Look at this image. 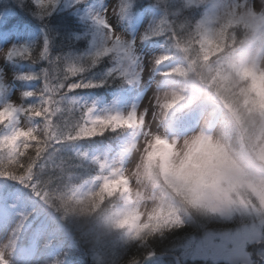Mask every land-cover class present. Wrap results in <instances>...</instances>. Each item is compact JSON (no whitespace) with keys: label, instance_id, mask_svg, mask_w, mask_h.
<instances>
[{"label":"rangeland","instance_id":"rangeland-1","mask_svg":"<svg viewBox=\"0 0 264 264\" xmlns=\"http://www.w3.org/2000/svg\"><path fill=\"white\" fill-rule=\"evenodd\" d=\"M193 1L198 0H188V3ZM207 1L203 0V4ZM141 2L149 5L145 6L144 18L136 26V10L131 8L129 0H81L78 4L74 0H56L54 8H41L51 15L45 20L46 31L38 30L36 34L18 37L11 35L4 43L0 40V119L3 122L6 117L8 121L1 139L8 147L5 148L6 154L15 155L13 159L16 160L12 163L19 162L15 174L20 179L16 182L0 178V264H72V257L83 259V264L113 263L118 256L113 239L109 241L112 246L106 243L102 247L93 242L92 246L84 247L85 252L73 254L69 250L73 246L70 244L72 229L77 224L68 220L65 209L53 199L57 191L63 198L65 189L71 187L68 173L81 176L70 191L73 204L82 199L86 202L90 194L97 197L106 184L111 202L104 215L96 214L103 222L115 219L113 195L119 199L121 182L127 183L130 193L123 213L133 217L137 229L142 230L155 225L161 217L172 219L178 215L182 206L177 201L181 203L184 198L175 199L173 194L178 197L182 188L226 222H239L232 229L190 237L177 251L182 262L198 259L206 264H255L258 260V264H264V170L255 162L261 158L264 164V50H260L259 43V38L264 36V0H217L204 19L198 15L197 3L193 10L185 13L186 17L196 14L194 20H198L199 29H195L191 37L183 35L188 24L180 0ZM33 6L36 7L32 1L17 11L24 18L34 20V15L38 18L42 15L34 13ZM114 6H119L121 13L113 14ZM104 8H108L104 19L111 26V32L97 24L95 46L88 53L84 34L76 33L79 28L73 26L71 17L75 15L77 18L78 14V20L80 16L97 15ZM7 14L3 11L0 16V28L8 19H4ZM18 18L19 15H15L12 19ZM252 23L262 29V34L248 46L246 41ZM179 32H183L182 40L177 39ZM63 34L79 40L78 45L71 48L76 57L81 55L84 58L104 47H111L114 37L118 36L122 45L120 65L125 77H131L133 82L129 92L125 96H116L118 102L102 107H97L102 96L93 90L91 95L96 98L91 102H88L89 97L76 91L68 92L66 86L72 82L66 78L71 66L63 63L61 68L54 56V39L62 38ZM193 36L204 42L201 48L194 44ZM45 41L48 51L42 57ZM13 47H26L32 53L31 58H6V52ZM58 49L63 52L65 47L58 46ZM174 53L180 57L178 61H175ZM103 57L109 58L108 55ZM173 58L174 62L171 61ZM97 59L102 58H96L94 63ZM96 67L90 65V72L99 75L98 81H104L103 73L98 74ZM246 70L253 74L246 73ZM22 73L31 74L35 79L22 80L19 78ZM173 74L180 76L182 82L170 78L167 84L164 79ZM162 82L164 86L160 89L157 85ZM26 91L35 95L25 98L23 93ZM99 91L97 89V93ZM236 92L249 95L256 102L251 108L258 110L255 117L244 100L239 102L235 98ZM192 99L195 101L191 106ZM9 102L23 109L15 120L10 119L9 109L2 107ZM29 105L33 106L31 110ZM116 106H119L118 110ZM75 107L80 111L74 110ZM191 112L193 123H189L192 117L189 118L188 114ZM33 113L42 121L36 124V129H32L29 120ZM182 115L188 121L184 132L178 121ZM212 116L216 117L215 124L211 123ZM115 117L120 119L118 132L104 141L96 138L88 144L94 137L85 136L84 132L103 136L100 125L112 122ZM128 123L134 124L131 139L136 142L129 143L132 152L123 158L125 151L122 152L114 162L110 161L111 173H103L113 140L124 133ZM231 126L238 129V139L234 138L244 150L230 149L229 143L236 149L231 143L230 131L234 132ZM97 143H101L100 152L90 155V147ZM33 146L37 148L32 156L34 161L29 168L23 169V157L31 156L27 154ZM257 146L262 153L255 149ZM160 154L164 156V173L159 172L162 176L157 172ZM101 155L103 164L95 168L93 163ZM90 156L91 161L87 160ZM94 168L98 171L97 177L89 176ZM166 179L170 184L165 191ZM109 181H116L115 191L109 190ZM8 186L11 196L7 201L2 191L6 195ZM55 187L53 193L50 189ZM242 187L249 190L250 195L243 192ZM76 206L69 204L71 213H77V208L79 211L80 206ZM236 212H240L239 215ZM58 215L59 221L56 220ZM236 216L240 217L237 219ZM65 224L70 228L60 229ZM37 228L41 233L33 248L34 256L25 258V248L19 246V234L29 238ZM66 236V241L61 240ZM163 239L159 235L157 242L161 243ZM137 245L134 259L145 261L154 254L144 240L140 239ZM61 248L65 250L64 256ZM67 255L69 260L65 258ZM61 258L65 260L61 262ZM154 261L155 258L147 264ZM122 262L120 257L119 264Z\"/></svg>","mask_w":264,"mask_h":264},{"label":"trees","instance_id":"trees-1","mask_svg":"<svg viewBox=\"0 0 264 264\" xmlns=\"http://www.w3.org/2000/svg\"><path fill=\"white\" fill-rule=\"evenodd\" d=\"M33 0H13V5L18 9V8H25L27 5L31 4ZM183 2L184 0H180ZM31 8V7H29ZM28 8V9H29ZM34 13L37 15H42L38 19H41L40 23L44 26L45 20L49 19L51 15L47 12V10L44 12L42 11L41 8H37L33 6L31 8ZM46 9V8H45ZM187 9V10H186ZM188 10H192L191 8H186L183 9L184 16L186 17L185 13L188 12ZM188 20V21H187ZM186 23L188 26L184 29L183 32L178 33V38H181V33L185 37H191L193 34L192 32H196L195 29L198 28V22L194 20V15L191 14L188 17H186ZM47 27V26H45ZM199 29V28H198ZM64 31L65 28H62ZM65 35V37H64ZM64 37V38H63ZM233 37V36H232ZM231 37V38H232ZM55 43L54 46H61L65 47V50L59 51L58 47L56 49L59 51L57 53H54V56L57 58L58 63L60 64L62 68V64L67 63L71 67H76L77 69H81L82 71H78L75 75L69 74L67 76L68 80L70 82H74V80H86L91 81L95 74H92L90 72L89 66L92 65L90 63L93 62V65H97L96 71L98 74H100L105 68H107V63H104L106 61V57H101L102 59L97 60V63H94V61H86L81 59L80 57H76V52L71 48L74 47L72 44V40L66 36V34L62 35V38H55ZM195 45L201 48V45H204V42L202 40H196L195 36H193V40ZM229 42V41H228ZM206 49V48H205ZM207 51V49H206ZM65 76L66 73L64 72ZM66 78V79H67ZM104 81H102L98 86H94L91 88H99L101 90H106L109 89L110 87H106L111 84V78H103ZM247 84V83H246ZM248 84L246 85L247 88ZM249 87V86H248ZM234 88V87H232ZM233 91H237L238 89H232ZM247 94H249V89L247 90ZM235 98L239 101L242 102L244 100L248 104V109L250 111L252 106L256 104V102L249 97V95H241L239 92L235 93ZM256 106V105H255ZM256 112H258L257 108L252 112L253 116L255 117ZM250 114V115H252ZM247 115L249 116V112L247 111ZM85 136L90 137L89 133H85ZM96 138V137H95ZM95 138L91 140H95ZM36 147V146H35ZM37 151V148H30L28 151L27 155H31L30 157H23V160L21 162V165L23 166V169H27L26 167H30L32 162L34 161V158L32 157L33 154ZM3 156H6V153L4 151L1 152L0 154V159H2ZM8 158V157H7ZM12 161L15 162V160L12 159H7L5 160H0V174L4 176H9V175H14L16 171V166L19 164L18 163H12ZM54 178V177H53ZM53 180V179H52ZM57 187L51 188L50 190L53 191L56 190ZM244 192V191H243ZM110 195L108 194L107 191L104 192V194H99L97 197H93L88 199L86 202L83 203H78V204H73V202L69 199L57 194V192L54 194L53 199L57 203L59 207H63L68 215V220H71L74 222L73 224H77L76 228H73L75 236H78V241L79 245L82 248L90 247L92 246L93 242H96L95 244H98L103 247V244H108L109 246H112L109 241L113 239V244L114 249L117 250L114 261L112 264H119L120 262V257L122 264H141L143 261L142 258H137L134 259L136 254H134V250L138 248L139 245L137 243L141 240H144L146 244H149V248L151 251L154 252V254H159V253H173L176 254L178 257L179 255L177 254V251L179 248H181L187 241L188 239L198 237L206 232L209 231H214V232H220V231H225L228 230L229 228L232 229L236 225L239 224L237 220H233L232 223L226 222L223 220L218 214L212 213L209 209V207L206 204L203 203H198L196 198H191L190 196H183L184 199L181 200V203L178 202L180 206H182L181 210H179V214L174 220H170L167 222L165 221H160L158 222L155 227L149 228L147 232H145L143 235H137L136 239L129 238L128 236V231L129 228L124 222H119L115 225H111L108 222H103L97 218V212L102 213L104 215V212H106V206L110 202ZM177 197V199L179 198ZM71 205H78L80 206V209L78 211L77 208V213L73 214L70 212L69 204ZM57 206V207H58ZM77 207V206H76ZM240 212H236L235 214L239 215ZM107 217V216H106ZM240 216H236L238 219ZM97 220H96V219ZM95 219V220H94ZM99 223H98V222ZM79 230V231H78ZM159 235L163 236V241L161 243L157 242V238ZM193 236V237H192ZM138 241V242H137ZM260 246L257 247L256 251L259 250ZM98 253H100V250H97ZM253 256V255H251ZM180 264H206L205 262L194 259L193 261H185L182 262L178 257ZM255 264H258L260 261L255 260ZM150 264H174L173 259L171 258H163V259H158Z\"/></svg>","mask_w":264,"mask_h":264},{"label":"snow or ice","instance_id":"snow-or-ice-1","mask_svg":"<svg viewBox=\"0 0 264 264\" xmlns=\"http://www.w3.org/2000/svg\"><path fill=\"white\" fill-rule=\"evenodd\" d=\"M80 2H81V0H74V3L78 4ZM33 3L38 8H54L56 5V0H33ZM121 11H122V9L119 6H114L112 8L113 14H119V13H121ZM103 12H104L105 16H107L108 8H104ZM93 22L104 27L109 32H111V26L108 24L107 20L103 19L99 14H97L94 17ZM69 27H71V25H69ZM121 49H122V45L120 43V38L118 36H115L114 37V43H112L111 47H104V48H102V49H100L94 53V60L96 58L107 56L110 53H116L117 55H120ZM47 51H48L47 41H45L44 46L41 49V56L42 57L45 56L47 54ZM123 54L127 55V52H124ZM31 56H32V53L26 47H19V48L13 47L12 49H10L6 52V58H9V59L17 58V57L31 58ZM67 71L71 75H75L78 71H82V70L77 69L76 67H71ZM19 78L22 80H25V81H31V80L35 79V77L33 75L28 74V73H22ZM94 86H95L94 84H84V83L76 82V83L68 84L66 86V89L68 92H71L77 88L94 87ZM33 95H35V93H33L31 91H26L23 93V96L25 98L32 97ZM2 107H6L10 110V112H11L10 119H12V120H15L17 118V116L23 111V109L17 108L16 105L11 103V102L7 103L6 105H4ZM32 108H33L32 105L28 106L29 110H31Z\"/></svg>","mask_w":264,"mask_h":264},{"label":"bare ground","instance_id":"bare-ground-1","mask_svg":"<svg viewBox=\"0 0 264 264\" xmlns=\"http://www.w3.org/2000/svg\"><path fill=\"white\" fill-rule=\"evenodd\" d=\"M112 120H114V118H113ZM88 144H91V143H88ZM99 148H100V145H99L98 143L92 145V146L90 147V155L93 154V153H96V152H100V151H99ZM100 157L103 158L102 155H101ZM120 195H121V197H123V199L126 198V195H125V193H124L123 190H121ZM210 211H211L212 213L214 212V211H212V210H210ZM122 219H123L127 224H131L132 221H133V217H128V218L122 217Z\"/></svg>","mask_w":264,"mask_h":264},{"label":"water","instance_id":"water-1","mask_svg":"<svg viewBox=\"0 0 264 264\" xmlns=\"http://www.w3.org/2000/svg\"><path fill=\"white\" fill-rule=\"evenodd\" d=\"M162 257H171V258L174 259L175 264H179V261H178V259L175 256H172V255H162V254H155V255L149 256V257H147V259L145 261H143L144 263H142V264H147L150 260H152L154 258L156 259V258H162Z\"/></svg>","mask_w":264,"mask_h":264}]
</instances>
